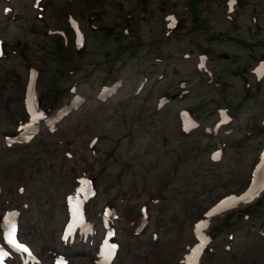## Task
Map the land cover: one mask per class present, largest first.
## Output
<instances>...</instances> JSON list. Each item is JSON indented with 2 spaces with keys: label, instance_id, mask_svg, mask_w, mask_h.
I'll return each mask as SVG.
<instances>
[{
  "label": "rangeland",
  "instance_id": "1",
  "mask_svg": "<svg viewBox=\"0 0 264 264\" xmlns=\"http://www.w3.org/2000/svg\"><path fill=\"white\" fill-rule=\"evenodd\" d=\"M0 46V226L16 213L40 264H100L111 220L112 264H264V190L237 203L264 150V0H0Z\"/></svg>",
  "mask_w": 264,
  "mask_h": 264
},
{
  "label": "bare ground",
  "instance_id": "2",
  "mask_svg": "<svg viewBox=\"0 0 264 264\" xmlns=\"http://www.w3.org/2000/svg\"><path fill=\"white\" fill-rule=\"evenodd\" d=\"M26 103H27V101H26ZM28 107V106H27ZM29 109V108H28ZM31 109V108H30ZM31 112H32V114L34 115V111L31 109ZM223 118V121L224 122H226L225 121V117H222ZM183 120H184V122L186 123V124H184V125H186L185 127H190L191 126V123L189 122V120L186 118V117H184L183 116ZM230 121V119L228 120V122ZM223 122V123H224ZM25 136H22V138H24ZM218 159V157H217V155H213V157H212V160L214 161V160H217ZM263 162H264V158H263V160H262ZM257 168H256V171L254 170V172H253V174H254V176H253V178H254V184H256V182H258V181H260V182H262V180L258 177L259 176V173H257ZM261 171V170H260ZM252 174V175H253ZM263 175H264V173H263ZM259 178V179H258ZM263 178V185H262V189H261V191H263L264 190V177H262ZM254 184H252L253 186H254ZM251 185V186H252ZM257 185V184H256ZM250 186V187H251ZM252 186V187H253ZM255 196L256 195H252L251 197H240L239 199H237V203H239V204H246V203H248V202H251V200L253 199V198H255ZM241 198H243V199H241ZM223 202V201H222ZM221 202V203H222ZM220 203V204H221ZM220 209V207H218V210ZM228 210V209H227ZM5 220V219H4ZM7 220H9V219H7ZM206 224V223H205ZM208 225V224H207ZM191 256H192V251H191V253H190V256L187 258V263L186 264H188L189 263V259L191 258Z\"/></svg>",
  "mask_w": 264,
  "mask_h": 264
},
{
  "label": "snow or ice",
  "instance_id": "3",
  "mask_svg": "<svg viewBox=\"0 0 264 264\" xmlns=\"http://www.w3.org/2000/svg\"><path fill=\"white\" fill-rule=\"evenodd\" d=\"M241 199H243V198H241ZM24 251H27V249H23Z\"/></svg>",
  "mask_w": 264,
  "mask_h": 264
}]
</instances>
